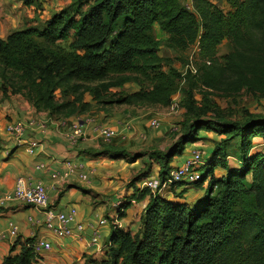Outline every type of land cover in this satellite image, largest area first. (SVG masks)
<instances>
[{
    "label": "trees",
    "instance_id": "obj_1",
    "mask_svg": "<svg viewBox=\"0 0 264 264\" xmlns=\"http://www.w3.org/2000/svg\"><path fill=\"white\" fill-rule=\"evenodd\" d=\"M35 1L24 0L27 6ZM70 1L47 21L0 38L4 97L20 95L38 112L72 118L113 106L168 108L190 86L184 107L193 115L179 124L168 148L132 153L103 143L94 152L148 160L129 183L137 199H149L142 229L133 235L113 228L110 264H264V151L255 144L261 139L264 147V116L228 120L212 92L203 91L201 106L194 99L199 83L208 91L264 96V0H225L227 10L210 0H193V10L182 0ZM155 27L161 38L154 36ZM198 39V74L183 77L160 55L162 48L183 53ZM224 42L230 51L219 56ZM131 83L140 89L114 91ZM201 131L220 140L206 156L201 179L182 184L204 189L202 197L187 203L174 188L170 199L138 187L155 164L165 181L173 161L200 140ZM34 242H22L21 253H11L3 264H34Z\"/></svg>",
    "mask_w": 264,
    "mask_h": 264
},
{
    "label": "crops",
    "instance_id": "obj_2",
    "mask_svg": "<svg viewBox=\"0 0 264 264\" xmlns=\"http://www.w3.org/2000/svg\"><path fill=\"white\" fill-rule=\"evenodd\" d=\"M22 3L18 6L13 0H0L1 39L5 40L16 31L47 21L63 9L61 5L68 6L71 1L36 0L31 6H27L24 1ZM40 6L47 10L41 16L37 15ZM12 8L19 10V17L10 16ZM21 15H28L33 23L17 29L18 23H23ZM134 111V108L127 106L72 118L55 117L47 112H38L20 95L4 97L0 88V197L12 194L17 180L25 178L45 186L50 209L56 212H66L71 208L77 210L76 221L70 226L72 234L66 238H57L46 228L44 210L19 201L0 205V235L13 225L18 229L16 239L0 238L2 260L11 253L19 255L22 251L21 243L34 239L35 242L46 240L52 244L51 250L37 253L34 264H110L114 220L118 218L121 225L119 229L133 235L140 232L149 199H137L129 183L145 168L147 158L131 162L94 154L102 150L104 143L94 136L97 126L117 129L118 136L110 145L125 148L132 153L165 150L172 144L174 138L169 124H164L158 130L152 129V119L146 120L142 112L135 114ZM18 121L31 124L27 126L21 141L6 132L9 124ZM77 122L85 129L86 136L73 144L69 135ZM127 122L131 124L130 130L124 127ZM31 141L39 143L33 154L28 152ZM199 147L198 142L192 144L190 151H185L173 161L172 167L181 166L193 151L201 150ZM210 152H205V158ZM69 166L73 168L72 172H69ZM159 171L160 167L155 164L151 177L158 178ZM81 175L86 176V179H82ZM141 186L142 182L138 184V187ZM190 188V185L179 184L174 191L184 192L181 201L187 203L194 202L205 193L204 189L191 191ZM165 196L175 199L174 193ZM125 203L129 206L125 216L119 218L118 210ZM103 219L108 220V223L101 226ZM78 223L84 225V230L76 227ZM95 230L99 234L97 244L92 242Z\"/></svg>",
    "mask_w": 264,
    "mask_h": 264
},
{
    "label": "built area",
    "instance_id": "obj_3",
    "mask_svg": "<svg viewBox=\"0 0 264 264\" xmlns=\"http://www.w3.org/2000/svg\"><path fill=\"white\" fill-rule=\"evenodd\" d=\"M185 6L188 10H193V0H183ZM192 49L194 50L193 55L190 56L187 60V64L184 66L182 72L183 77L187 73L198 74L197 62L199 61V52H200V40L193 45ZM178 93L175 97L179 96ZM173 98L171 108L175 109L177 107L176 99ZM31 124H26L23 121H18L14 124H9L6 127V132L14 136L18 141H21L27 126ZM124 127L128 130L131 129V124L129 122L124 124ZM150 127L152 129L158 130L161 128V122L154 118L150 121ZM86 136V131L83 126L77 122L72 126V133L69 135V140L75 144L80 138ZM94 136L101 140L104 143H110L114 138L118 136L117 129L105 126H97L94 129ZM37 141H31L28 144V152L33 154L35 149L38 146ZM206 160L203 157V152L198 149L191 153V156L188 157L185 162L179 166L172 169L170 175L165 181H162L159 177L154 178L150 177L145 179L142 182L141 188H148L153 194H161L163 196L173 193V188L176 185L186 183L194 184L198 182L202 175L201 169L205 166ZM73 168L69 166V172H72ZM82 179H86V176L81 175ZM9 201H19L27 205L33 206L38 209H42L45 212V225L46 228L52 232L57 238H66L72 234L71 224L76 221L77 210L71 208L66 212H56L53 209L49 208V197L45 186L41 182H30L28 179L19 178L16 182L15 190L12 194L0 197V205H3ZM108 223V220L103 219L100 222V225H105ZM114 228H120L118 218L113 222ZM76 227L79 230H84V225L78 223ZM18 237V229L16 226H12L7 232H4L0 235V238L14 240ZM92 242L97 244L99 242L98 231L95 230ZM33 248L35 253H40L41 251H49L52 249V244L49 241L41 240L34 242ZM0 264H3V260L0 258Z\"/></svg>",
    "mask_w": 264,
    "mask_h": 264
},
{
    "label": "rangeland",
    "instance_id": "obj_4",
    "mask_svg": "<svg viewBox=\"0 0 264 264\" xmlns=\"http://www.w3.org/2000/svg\"><path fill=\"white\" fill-rule=\"evenodd\" d=\"M22 1L24 0H13L14 3H16L18 6L23 5ZM51 2L52 0H48ZM219 7H221L224 10L228 9V6L225 2V0H210ZM183 2V0H182ZM185 5V3L183 2ZM12 6H10L11 8ZM60 7L65 8L66 5H61ZM40 11L37 13V15L41 16L44 14L45 11H47L44 8H41V6L38 8ZM18 9H13L10 12V16H18ZM20 20L23 21V23H18L17 29H21L24 27H27L33 23V20L28 17V15H21ZM154 36L156 38H161V35L158 31V27H155L154 29ZM194 50L190 48L189 50L185 52H175L173 50H170L168 48H162L160 51V55L164 58H168L172 62V67L176 68L179 71L183 70V66L186 64L188 58L193 55ZM230 51L229 44L227 42H224L223 45L219 49V56H223L227 54ZM202 65V63H200ZM168 69L167 67L165 68ZM140 89L139 83H131L123 88L115 89L114 91L117 92H124V93H130L135 92ZM190 89V86L186 85L181 91V94L177 97L176 103L177 107L175 109H172L171 107L164 108L159 105H147V104H136L133 106H130L128 108H134L135 114H140L142 112L143 117L146 120H151L154 118H157L161 122V126L164 124H169V127L171 128V132L173 134V137H175V134L177 136L176 130L179 127V124L181 122H184L188 118L192 117V113L188 112L185 107V92ZM212 92L213 96L211 99L214 101V103L219 107V109L222 111V114L226 116L228 120L233 121H245L251 116H264V96H255L252 94L247 93L246 91H242L238 94H230L225 91H208V89H205L201 86V83L198 84L197 89L194 90V99L197 101V105H202V97H203V91ZM89 100V98H87ZM127 108V106H113L109 108L108 110L114 111L115 109H122ZM139 110V112H137ZM137 112V113H136ZM210 117H212V114H209ZM200 140L198 141L199 148H201V151L203 152V157L205 158V152L212 151L215 147V141L220 140V137L217 136L215 133L212 132H206L201 131L199 134ZM255 144H259L258 149H263V141L261 139H255ZM192 144H189L186 148V152L190 151V146ZM184 152V153H186ZM206 160V158H205ZM231 162H235L234 160H231ZM191 191L200 190L194 185H190ZM188 192V191H187ZM181 200V198L179 199Z\"/></svg>",
    "mask_w": 264,
    "mask_h": 264
}]
</instances>
